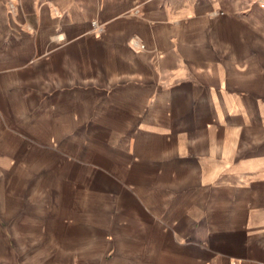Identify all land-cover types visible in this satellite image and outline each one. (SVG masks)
<instances>
[{"label":"crops","instance_id":"crops-1","mask_svg":"<svg viewBox=\"0 0 264 264\" xmlns=\"http://www.w3.org/2000/svg\"><path fill=\"white\" fill-rule=\"evenodd\" d=\"M232 262L264 264V0H0V264Z\"/></svg>","mask_w":264,"mask_h":264},{"label":"rangeland","instance_id":"rangeland-1","mask_svg":"<svg viewBox=\"0 0 264 264\" xmlns=\"http://www.w3.org/2000/svg\"><path fill=\"white\" fill-rule=\"evenodd\" d=\"M233 86L234 85H233V82H232L231 87H230V89H231L230 92L233 93V94H237V92H236L237 90H233V88H234ZM231 98H235V95L233 97H231ZM236 98H239L240 99L241 97L240 96H236Z\"/></svg>","mask_w":264,"mask_h":264},{"label":"built area","instance_id":"built-area-1","mask_svg":"<svg viewBox=\"0 0 264 264\" xmlns=\"http://www.w3.org/2000/svg\"><path fill=\"white\" fill-rule=\"evenodd\" d=\"M231 264H237L236 262H232Z\"/></svg>","mask_w":264,"mask_h":264},{"label":"bare ground","instance_id":"bare-ground-1","mask_svg":"<svg viewBox=\"0 0 264 264\" xmlns=\"http://www.w3.org/2000/svg\"><path fill=\"white\" fill-rule=\"evenodd\" d=\"M94 23H96V22L94 21Z\"/></svg>","mask_w":264,"mask_h":264}]
</instances>
